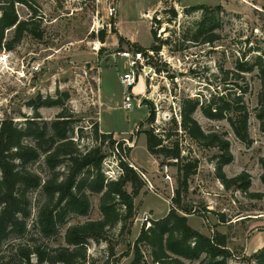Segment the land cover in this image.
<instances>
[{"label":"rangeland","instance_id":"obj_1","mask_svg":"<svg viewBox=\"0 0 264 264\" xmlns=\"http://www.w3.org/2000/svg\"><path fill=\"white\" fill-rule=\"evenodd\" d=\"M31 3L37 12L34 19L37 31L42 36L37 38L25 33L13 50L0 51V122L11 119L19 126H26L25 121L34 120L36 114L40 117L38 120L51 122L62 108L41 107L40 102L59 98L67 116L73 120L71 137L78 140L82 150L97 144L94 124H98L99 134L102 129L122 143V152L109 151L104 159L106 176H116L122 160L136 170L144 182L134 200V218L123 229L118 224L103 239L89 240L87 261L83 264H131L143 216L149 215L151 224L174 208L177 168L167 164L165 173L164 165L159 166L161 158L152 156L146 144L148 129L153 128L161 135L173 133V120L178 125V133L172 134L171 140L179 142L183 156L199 160L198 171L190 178L189 191L182 201L184 207L192 210V214L187 215L189 226L207 237L215 233L226 235L232 254L228 264H256L252 257L264 248V183L261 178L264 132L255 117L261 84L257 69L241 73V78L231 72H237V61L254 63L259 55L264 59V0H180L178 3L172 0H31ZM109 4L116 5L117 18L110 21L111 29L104 31L105 43H102L98 39L101 30L97 28L108 22ZM198 5L221 8L218 15L213 16L219 22L215 30L219 39L212 44L201 42L202 38L198 42L191 41L202 13L187 14L185 10ZM15 9L20 20H27L33 14L22 4H16ZM172 9L177 12V18L168 22L171 18L168 12ZM152 28L161 41L160 50L149 59L155 78L151 81L139 76L131 88L132 108L124 110L122 101L127 90L119 76L129 68L128 60L118 54L126 52L132 57L151 49ZM13 37L14 29L7 30L4 41ZM165 40L167 44L162 45ZM135 46L143 51H137ZM35 65L38 71L33 70ZM225 72H229L228 78ZM227 92L242 96V104L249 114L252 140L249 146L237 139L226 118L207 119L199 108L193 117L206 133H225L233 161L224 167V173L232 178L246 172L251 181L248 192L258 194L256 197L244 195L236 188L226 190L215 177L214 158L218 150L198 146L179 127L181 104L185 99H198L206 104L215 95ZM145 97L158 106V114L154 112L152 122L148 120L149 108L139 106ZM25 143L34 145L31 138L25 139ZM133 165L143 169L137 166L135 169ZM28 168L43 180L48 178L43 157ZM126 189L131 192L130 185ZM100 197L91 194L86 216L67 215L64 224L59 223L57 234L46 238L33 228L45 196L41 189L30 192L28 233L11 242L37 244L42 249L65 247L64 237L69 226L102 219ZM110 248H113V256ZM141 250L150 263L148 250L145 247Z\"/></svg>","mask_w":264,"mask_h":264},{"label":"trees","instance_id":"obj_2","mask_svg":"<svg viewBox=\"0 0 264 264\" xmlns=\"http://www.w3.org/2000/svg\"><path fill=\"white\" fill-rule=\"evenodd\" d=\"M172 1L178 3L180 0ZM16 4L31 9L32 16L27 20H20L15 9ZM198 11H201L202 18L196 23L197 32L191 37V41L198 42L202 38L201 42L212 44L219 39L215 33L219 22L213 16H217L221 8L217 6L212 9L198 5L185 10L187 14ZM0 12V51L13 50L25 33L41 38L34 20L37 12L31 0H0ZM168 13L171 15L168 22L177 18L174 9ZM153 20L156 21L152 18ZM11 29H14L13 39L4 41L5 32ZM152 31L154 44L149 50L157 53L161 41L157 38L154 28ZM105 36L104 31L99 33L100 42L105 43ZM164 44H167V40L162 42V45ZM135 49L143 51L139 46H135ZM254 69L259 72L261 84L255 117L259 121L261 132H264L263 56H256L254 63L237 61V72L231 73L241 78V73H251ZM225 74L227 77L229 72ZM231 93L215 95L206 104L198 99H185L181 104L179 127L198 146L218 150L219 153L214 158L215 177L226 190L236 188L244 195L256 197L258 194L248 192L251 181L246 172L232 178H228L224 173V167L233 161L225 133H206L193 117L199 108L207 119L226 118L237 139L249 146L252 140L249 137L248 111L242 104V96ZM61 96L67 97V94ZM40 106H58L62 110L51 122L38 120L40 117L37 114L34 120L25 121L26 126H19L11 119L0 122V264H83L87 261L86 248L89 240L103 239L118 224H121L123 229L128 221L134 218V200L144 187V182L136 170L122 160L119 161L120 168L114 179L104 174L103 162L107 153H120L124 150L122 143L113 139V134H99L98 124H94L93 136L97 144L82 150L78 140L71 137L74 133L73 120L67 116L63 101L59 98H49L41 101ZM148 120L152 122L153 115ZM173 124V133L161 135L155 133L153 128L148 129L146 144L152 156L159 160L161 158L159 166L168 164L177 168L178 186L172 198L174 208L162 219L152 221L149 227L143 224L134 243V259L131 264H187L186 260L199 264H228L232 254L227 247L226 235L215 233L213 237H207L188 224L187 215L192 214V210L184 207L182 201L189 191L190 178L198 171L199 160L183 156L179 142L171 140L172 134L178 133L175 120ZM27 138H31L34 145L26 144ZM42 157L49 171L45 180L28 168ZM174 159L177 163L171 162ZM261 164V178L264 183V160ZM128 185L131 186L130 193L126 189ZM38 189L42 190L45 202L38 209L33 228L43 237L55 236L59 223L63 225L67 215L86 216L90 209L91 194L101 196L99 207L102 219L69 226L64 237L65 247L42 249L37 244H13L11 241L24 238L28 233L27 220L31 216L29 193ZM179 211L183 215L179 214ZM142 247L148 250L150 263L144 259ZM110 254L114 255L113 248H110ZM252 258L256 264H264V248Z\"/></svg>","mask_w":264,"mask_h":264},{"label":"built area","instance_id":"obj_3","mask_svg":"<svg viewBox=\"0 0 264 264\" xmlns=\"http://www.w3.org/2000/svg\"><path fill=\"white\" fill-rule=\"evenodd\" d=\"M116 5L109 4L107 6V11H106V20L108 21L107 23L102 24L100 27L97 28V31H109L111 29V23L110 21L114 18H116ZM153 53L150 50H146L144 52H138L132 57L130 54L123 52L119 53L118 55L123 58L128 60V71L126 73H123L122 75L119 76L120 83L123 85V87L127 90L125 94L123 95V101H122V109L124 110H130L132 108V98L134 97L133 94L131 93V88L133 85H135L138 81L139 76L141 75L143 78L147 80L153 81L155 78V72L151 68L149 64V59L153 57ZM34 71H38L39 67L37 65L32 66ZM154 112L158 114V106L156 104H153ZM153 112V114H154ZM173 163H177V160H171ZM163 171L167 173L168 171V166L167 164L163 166ZM118 174V173H117ZM116 176H112L111 178H115ZM166 179L169 180V176H166ZM143 224L148 227L150 225V220H149V215L145 214L141 220Z\"/></svg>","mask_w":264,"mask_h":264},{"label":"water","instance_id":"obj_4","mask_svg":"<svg viewBox=\"0 0 264 264\" xmlns=\"http://www.w3.org/2000/svg\"><path fill=\"white\" fill-rule=\"evenodd\" d=\"M140 107H148L149 108V116L148 119L153 115L154 112V108H153V104L150 102V100L148 98H143L140 103H139Z\"/></svg>","mask_w":264,"mask_h":264},{"label":"crops","instance_id":"obj_5","mask_svg":"<svg viewBox=\"0 0 264 264\" xmlns=\"http://www.w3.org/2000/svg\"><path fill=\"white\" fill-rule=\"evenodd\" d=\"M116 18H117V16H116ZM117 26H118V24H117V22H116V30H118V29H117V28H118ZM101 132H102V133H105V134H108L107 132H103L102 129H101ZM132 149H133V148H132ZM136 166H137V165H133V167H134L135 169H136ZM137 167L140 168V169H143V168L140 167V166H137Z\"/></svg>","mask_w":264,"mask_h":264}]
</instances>
